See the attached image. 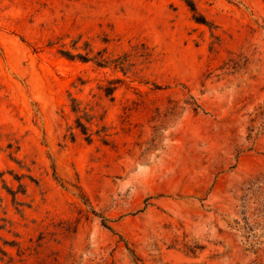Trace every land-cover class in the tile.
<instances>
[{"label":"rangeland","instance_id":"rangeland-1","mask_svg":"<svg viewBox=\"0 0 264 264\" xmlns=\"http://www.w3.org/2000/svg\"><path fill=\"white\" fill-rule=\"evenodd\" d=\"M197 9L0 0V264H264V0Z\"/></svg>","mask_w":264,"mask_h":264},{"label":"trees","instance_id":"trees-1","mask_svg":"<svg viewBox=\"0 0 264 264\" xmlns=\"http://www.w3.org/2000/svg\"><path fill=\"white\" fill-rule=\"evenodd\" d=\"M190 14L191 20L195 24H201L211 27V24L205 19V17L197 9V0H180ZM67 57L70 56L67 52H62ZM85 59V58H84ZM97 66L105 65L102 58L95 62ZM110 86L103 88L102 92L105 97L112 100V93L115 89L114 83H108ZM72 112L81 113L80 117L75 119L74 129H76L84 138L87 143L91 142V136L94 135L99 138V141L103 145H108L109 134L107 128L103 124H96V130L93 133H89L88 128L81 122V118L85 123L91 122L92 116L87 114L83 109L79 110L78 106L71 108ZM71 130V128H68ZM68 139L73 141V133L69 132ZM235 191L240 193L239 207L241 220L245 224L246 230H252L256 224H262L264 227V174H257L255 176L248 177L243 180L236 188Z\"/></svg>","mask_w":264,"mask_h":264}]
</instances>
